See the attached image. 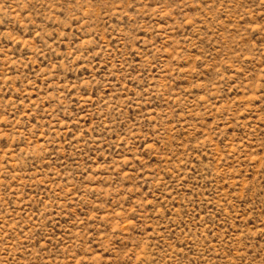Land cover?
<instances>
[{
	"label": "rangeland",
	"instance_id": "374dc122",
	"mask_svg": "<svg viewBox=\"0 0 264 264\" xmlns=\"http://www.w3.org/2000/svg\"><path fill=\"white\" fill-rule=\"evenodd\" d=\"M0 264H264V0H0Z\"/></svg>",
	"mask_w": 264,
	"mask_h": 264
}]
</instances>
